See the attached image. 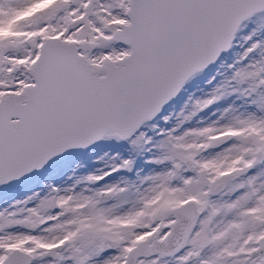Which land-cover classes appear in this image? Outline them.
Here are the masks:
<instances>
[{
    "label": "snow or ice",
    "instance_id": "1",
    "mask_svg": "<svg viewBox=\"0 0 264 264\" xmlns=\"http://www.w3.org/2000/svg\"><path fill=\"white\" fill-rule=\"evenodd\" d=\"M0 264H264V0H0Z\"/></svg>",
    "mask_w": 264,
    "mask_h": 264
},
{
    "label": "rangeland",
    "instance_id": "2",
    "mask_svg": "<svg viewBox=\"0 0 264 264\" xmlns=\"http://www.w3.org/2000/svg\"><path fill=\"white\" fill-rule=\"evenodd\" d=\"M9 33H6V32H0V36L2 35H8Z\"/></svg>",
    "mask_w": 264,
    "mask_h": 264
}]
</instances>
